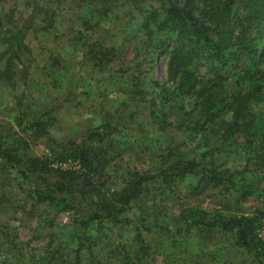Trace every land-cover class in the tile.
<instances>
[{
	"label": "rangeland",
	"instance_id": "rangeland-1",
	"mask_svg": "<svg viewBox=\"0 0 264 264\" xmlns=\"http://www.w3.org/2000/svg\"><path fill=\"white\" fill-rule=\"evenodd\" d=\"M166 6L163 0H0V73L7 58L3 40L12 30H21L28 46L14 64L13 83L0 79V130L14 133L13 142L24 137L25 160L47 158L55 169L80 168L61 156L89 148L98 170L91 175L94 186L108 193L120 191L136 172L156 171L168 148L183 142L190 157L202 159L210 151L206 164L213 155L220 170L234 172L220 184L189 175L172 189L150 185L133 212L148 211L153 223L181 204L227 215L264 208V166L236 155L233 143L205 147L194 127L195 98L166 97V53L147 58L144 22L153 9L163 17ZM45 109L53 110L47 132L28 130L27 122ZM31 174L0 162V264H16L21 253L38 259L51 249L52 263L64 258L75 264L73 213L39 203L34 191L44 183ZM108 235L97 240L94 256L79 255L80 264H121L115 242L135 257L133 228L113 227ZM146 236L149 264H264L263 255L248 253L219 231L177 239L155 228ZM259 236L264 239V227Z\"/></svg>",
	"mask_w": 264,
	"mask_h": 264
},
{
	"label": "trees",
	"instance_id": "trees-1",
	"mask_svg": "<svg viewBox=\"0 0 264 264\" xmlns=\"http://www.w3.org/2000/svg\"><path fill=\"white\" fill-rule=\"evenodd\" d=\"M163 2L167 5L163 17L159 9H153L146 18L143 42L149 60L151 56L154 60L159 51L167 55V99L173 95L195 98L194 127L197 134L205 137V147L218 142L221 146L233 143L236 145L231 151L236 155L245 156L256 167L264 166V0ZM24 40L21 30H12L3 40L2 52L7 58L0 79L13 83L14 64L16 60L22 62L20 53L28 49ZM204 66L206 72L201 74ZM230 84L235 88L230 90ZM52 114V109H45L39 119L27 122V129L47 132ZM18 122L22 125L24 118L19 117ZM12 138L14 133L0 130V162L8 170L24 176L30 172L43 180L44 187L37 185L34 191L39 203L73 213L74 232L70 242L79 255L94 256L97 240L109 237L113 227H131L135 257L129 255L125 245L115 242L121 264H149L152 252L146 234L155 228L177 239L195 233L231 234L236 244L248 253L264 256V239L258 234L264 226V208L250 214L227 215L181 204L176 205V212L168 219L158 218L154 223L148 211L133 212L134 203L150 185L172 189L189 175L215 184L233 177L234 172L229 168L219 169L213 155L208 164L204 162L210 151L198 159L190 157L185 142L169 147L164 155L165 163L156 171L136 172L120 191L108 193L94 186L91 175L98 170L89 148L76 147L72 153L61 156L62 160L74 159L80 168L55 169L47 158L25 160L20 148L26 140L18 136L13 142ZM51 253L53 249L33 260L21 253L22 259L16 264H56L52 263ZM79 255L75 264L81 262ZM59 262L69 264L64 258Z\"/></svg>",
	"mask_w": 264,
	"mask_h": 264
},
{
	"label": "built area",
	"instance_id": "built-area-1",
	"mask_svg": "<svg viewBox=\"0 0 264 264\" xmlns=\"http://www.w3.org/2000/svg\"><path fill=\"white\" fill-rule=\"evenodd\" d=\"M263 227H264V226H263ZM263 227H262V228H263ZM259 235H260V230H259ZM262 236H263V235H262Z\"/></svg>",
	"mask_w": 264,
	"mask_h": 264
}]
</instances>
